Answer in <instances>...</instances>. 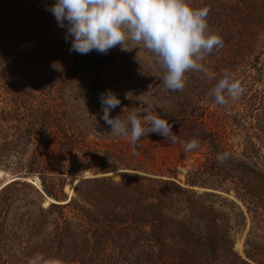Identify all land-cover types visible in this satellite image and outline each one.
Returning <instances> with one entry per match:
<instances>
[{"label":"trees","instance_id":"1","mask_svg":"<svg viewBox=\"0 0 264 264\" xmlns=\"http://www.w3.org/2000/svg\"><path fill=\"white\" fill-rule=\"evenodd\" d=\"M189 2L210 9L224 45L204 71L185 73L183 91H168L142 45L82 55L47 10L55 0H0V167L38 179L0 186V264L35 254L62 264H264V86L252 72L264 69V0ZM225 70L244 92L221 106L209 91ZM106 90L121 101L110 117L157 113L178 141L112 135L100 118ZM193 138L199 147L185 152ZM163 145L191 159L182 178L158 159ZM116 168L152 175H94ZM246 223L242 255L233 232Z\"/></svg>","mask_w":264,"mask_h":264},{"label":"clouds","instance_id":"2","mask_svg":"<svg viewBox=\"0 0 264 264\" xmlns=\"http://www.w3.org/2000/svg\"><path fill=\"white\" fill-rule=\"evenodd\" d=\"M47 10L61 28H66L64 38L66 41L71 38L70 51L83 55L96 50L106 54L118 45L123 51L142 45L162 69L161 79L168 91H183L185 73L204 71L201 61L224 45L222 37L209 27L210 9L193 7L189 0H55ZM243 92L241 81L225 70L209 96L214 97L216 104L226 106L229 99L234 102ZM100 102V118L110 125L112 135L125 137L133 145L150 133L171 143L178 141L172 125L157 113L146 114L143 120L135 111L125 118L121 115L112 118L110 111L120 106L121 101L111 90L100 94ZM198 147L199 141L194 138L183 145L185 152ZM228 157L227 152L217 154L220 163ZM27 264H62V261L35 254Z\"/></svg>","mask_w":264,"mask_h":264},{"label":"rangeland","instance_id":"3","mask_svg":"<svg viewBox=\"0 0 264 264\" xmlns=\"http://www.w3.org/2000/svg\"><path fill=\"white\" fill-rule=\"evenodd\" d=\"M252 72L254 73V76H255L254 82H253L254 86H256L257 88H260L261 86H264V69L259 68V67L258 68H253ZM1 104H2V102H0V105ZM209 108H213V107H209ZM88 139L97 140L92 135H88ZM99 142H101V141H99ZM260 152L262 154H264V146H262L260 148ZM156 153L159 156L158 159H164V160H170L171 161V164L175 166V173L178 176V178H182L183 172L185 171L186 168H188L190 166V164L192 162L191 159L181 160L177 156V148L175 146H168V145L160 146ZM118 169H126V170H130V171L140 172L138 170L130 169V168H116V169H111V170H108V171H105V172H97L96 175H99L101 173H106V174H111L112 176H117L118 172L116 170H118ZM110 171H112V172L111 173H107V172H110ZM140 173H143V174H146V175H152L151 173H147V172H140ZM9 174H18L19 175V173L12 172L10 170H5L2 167H0V179H2L3 177H6ZM29 177L33 178V180H36L35 182L38 185V179H37V177L35 175L29 176ZM79 177H81V175L76 176L73 179L72 183L65 185V190L68 192V196L72 192V186H73L74 181L76 179H78ZM194 187H196V186H194ZM196 188H198L199 190L202 189V187H196ZM207 189H211V188H207ZM212 190L218 191V192H220L221 194H223V195H225L227 197L234 198L233 195L231 194V192L227 193L225 191H221V190H217V189H212ZM235 200L237 201V199H235ZM237 202L240 203L239 201H237ZM45 203H46V200L44 201V204ZM240 206L243 207L242 204H240ZM247 227H248V223H246V225L242 229L239 228V229H237V230H235L233 232V235H234L233 246L240 254H242V250H241L242 249V241L244 239V236L246 235Z\"/></svg>","mask_w":264,"mask_h":264},{"label":"water","instance_id":"4","mask_svg":"<svg viewBox=\"0 0 264 264\" xmlns=\"http://www.w3.org/2000/svg\"><path fill=\"white\" fill-rule=\"evenodd\" d=\"M122 170H126V169H118L116 171L119 172ZM111 172L112 171L107 172V173H111ZM101 174H106V173H101ZM94 175H96V174H94ZM13 179H22V180L24 179V180H27V181L35 184L36 186H38L37 183L35 182L36 180H33V178H31L29 176L18 175V174H9L6 177H3L2 179H0V186L3 185L4 183H6L7 181H10ZM202 189H207V188L202 187Z\"/></svg>","mask_w":264,"mask_h":264}]
</instances>
